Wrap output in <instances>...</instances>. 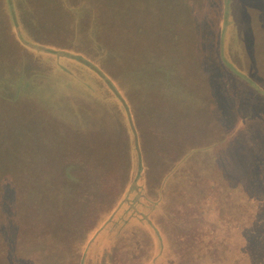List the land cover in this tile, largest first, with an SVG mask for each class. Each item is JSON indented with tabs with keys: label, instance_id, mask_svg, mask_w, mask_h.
<instances>
[{
	"label": "rangeland",
	"instance_id": "obj_1",
	"mask_svg": "<svg viewBox=\"0 0 264 264\" xmlns=\"http://www.w3.org/2000/svg\"><path fill=\"white\" fill-rule=\"evenodd\" d=\"M0 128L18 140L0 162V256L109 264L121 240L143 237L142 262L171 264L183 231L166 212L193 205L198 169L264 201V0H0ZM90 149L124 177L121 199L92 230L43 238L22 186L36 176L19 169H63Z\"/></svg>",
	"mask_w": 264,
	"mask_h": 264
},
{
	"label": "trees",
	"instance_id": "obj_2",
	"mask_svg": "<svg viewBox=\"0 0 264 264\" xmlns=\"http://www.w3.org/2000/svg\"><path fill=\"white\" fill-rule=\"evenodd\" d=\"M178 108L181 110L180 114L186 113L183 106ZM144 113L147 115L140 119L148 121L152 118L155 120L153 124L149 125L147 122L145 126L157 128L158 133L163 132L158 128L160 124L164 125L162 116L157 115L149 107H144L142 115ZM186 118H188L187 115L184 117L178 115V119ZM83 121L85 120L83 119ZM133 126L132 130L137 131L135 125ZM66 133L63 132L62 141L68 140L69 145L72 146L74 141L70 140L73 138L69 136L70 133ZM15 134L14 131L6 132L0 128V162L4 160V157L6 160H14L13 152L15 144L18 142L17 137H14L17 136ZM99 155L90 149V155L84 153L79 164H69L63 169L56 167L57 171L54 169L49 171L45 160H40L39 166L32 169H19L21 179L29 177L31 174L36 176L35 180L32 179L29 183L22 182V186L24 192H30V202L37 207L35 220L30 225L43 238L52 235L55 242L63 240L67 242L68 239L78 236V231L82 228L92 230L90 228L97 226L100 220L115 208L127 186L123 185L124 177L116 178L117 171L114 162L108 170L111 176L100 170L101 157ZM109 157L112 158V154ZM78 165L82 174L77 179L73 175L74 172H70V170L75 169ZM54 173L57 175H53ZM50 175L52 178L54 176L62 178L63 175L65 180L61 181L63 182L62 186L55 183L58 180L48 179ZM45 176L46 178H44ZM75 183L76 197L72 194L75 189L72 193L70 191ZM58 185L64 187L63 194L48 200L49 194L54 189L57 190ZM188 186L198 192L193 201L191 200L193 205L188 208L173 209L170 207L166 212L168 221L173 223V218H175L176 225L180 226L183 231L176 247L177 260L171 264H264V214L262 215L264 201L240 185L228 188L224 175L210 180L199 169L194 175L191 174ZM48 190L51 191L48 192ZM71 214L75 219L71 217ZM50 220H55L57 223L53 225ZM2 235L4 236V234ZM33 236L31 235V237ZM128 238L124 241L121 240L114 247L115 251L111 255L109 264H145L141 257H138L143 251L139 250L143 237L140 242H135L132 238L128 241ZM38 240H42V238ZM150 247L153 249L152 245ZM63 255L70 254L62 253ZM37 256L41 257L42 254ZM62 260L63 262L60 259V261L48 263L72 264L70 260L66 261L65 256ZM0 264L23 263L22 261H12L7 254L4 258L0 256Z\"/></svg>",
	"mask_w": 264,
	"mask_h": 264
},
{
	"label": "crops",
	"instance_id": "obj_3",
	"mask_svg": "<svg viewBox=\"0 0 264 264\" xmlns=\"http://www.w3.org/2000/svg\"><path fill=\"white\" fill-rule=\"evenodd\" d=\"M145 230V229H144Z\"/></svg>",
	"mask_w": 264,
	"mask_h": 264
}]
</instances>
